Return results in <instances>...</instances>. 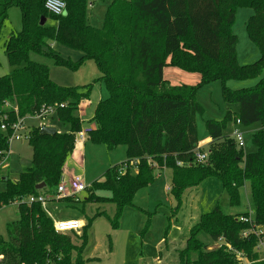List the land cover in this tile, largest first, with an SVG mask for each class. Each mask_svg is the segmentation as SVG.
<instances>
[{
  "label": "trees",
  "instance_id": "16d2710c",
  "mask_svg": "<svg viewBox=\"0 0 264 264\" xmlns=\"http://www.w3.org/2000/svg\"><path fill=\"white\" fill-rule=\"evenodd\" d=\"M64 2V13L53 15L45 9V0H0V32L10 7H19L22 16V29L10 33L4 43L8 62L16 68L0 77V124L8 126L0 130L1 154L8 149L9 125L42 105H56L55 117L69 126L68 132L53 134L40 133V126L28 127L30 165L16 180L0 177L5 182L0 205L14 203L19 213V219L7 226L8 239L0 237V264H83L86 229L95 216L104 214L96 212L87 219L81 228V243L75 246L68 235L54 230L39 202L26 201L32 195H56L63 165L75 148V133L82 127L78 106L89 98L92 86L57 85L48 67L30 60V53L50 56L74 70L92 59L100 72L95 80L104 83L108 96L96 103L88 121L94 127L87 137L108 148L125 145L126 160L108 167L102 180L89 185L84 202H112V227L117 226L121 210L132 205L135 192L151 185L164 168L170 170L169 193L175 201L172 215L180 209L186 189L214 178L231 204L240 203L239 188L247 183L253 224L264 226V0H109L100 28L87 25L86 9L91 2ZM240 7L253 10L245 30L259 50V57L244 65L237 61V37L232 31ZM47 19L53 23L47 24ZM154 38L159 40L156 46L152 45ZM52 43L70 48L78 57L60 56ZM146 54L156 61L145 65ZM165 66L198 73L199 81L183 85L185 93L155 92L152 83H167L158 74ZM258 76L260 80L250 88L225 86L228 80ZM217 80L224 102L236 104L237 110L227 109L221 120L204 121L210 141L201 149L206 159L196 162V115L203 109L195 94L202 85ZM237 120L242 126L260 124L251 135L252 152L238 148L224 133ZM97 186L108 187L112 196H97ZM61 199L79 202L72 197ZM239 215L224 213L218 202L202 213L177 251L178 264H242L236 253L249 264H264L254 250L257 236H242L250 225L239 221Z\"/></svg>",
  "mask_w": 264,
  "mask_h": 264
},
{
  "label": "rangeland",
  "instance_id": "374dc122",
  "mask_svg": "<svg viewBox=\"0 0 264 264\" xmlns=\"http://www.w3.org/2000/svg\"><path fill=\"white\" fill-rule=\"evenodd\" d=\"M88 2H91V4L86 9L87 25L100 28L109 0H88ZM252 14L253 10L248 7L238 8L235 14L232 31L237 37L236 54L240 65L250 64L259 57L258 48L249 40L245 30L246 22ZM46 23L52 24L53 21L47 19ZM21 29V10L17 6L10 7L0 32V77L10 74L16 68L8 62L4 43L10 33L19 32ZM157 43H159L158 38H154L152 45L156 46ZM55 44L52 43L51 45L54 46ZM54 49L64 58L75 60L74 57H78V53L62 45L56 44ZM29 59L45 64L49 69L50 79L59 86L83 87L92 84L88 101H84L85 107L81 113L84 125L92 118L96 103L108 96L104 83L95 80L100 76V72L92 59L86 60L77 70L68 65L58 64L52 57L43 54L30 53ZM158 74L160 77H162V74L167 83L162 84L159 80L152 83L151 88L155 92L185 93L187 88L183 85L189 86L199 81L198 73L186 72L172 66H165L162 70L160 68ZM260 78L261 76L246 80H228L225 86L231 89L250 88L256 85ZM195 95L196 100L203 109L202 114L196 115V128L199 138L205 132V120H221L227 109L233 112L237 109L236 104L224 102L222 84L218 80L202 85L197 89ZM232 124L226 126L225 134H231L234 126ZM41 125L53 126L60 132L69 131V126L59 122L54 114L42 118L27 117L25 120L26 128ZM236 127L244 137V152H252L255 148L251 141V135L260 127L259 122L248 126L237 125ZM76 147L81 153V163L80 165L75 164L73 175H79L86 188L76 194L75 198L79 202H69L62 199L53 200L50 212L51 216L56 219L76 217L84 224L96 212L104 213L95 216L86 229V240L82 253L83 264H151L153 261L151 256L157 255V252L154 253L152 249L158 239L163 238L167 241L171 237L170 234L173 233L178 238H180V235L182 237L187 236L190 226L198 220L202 213L211 210L216 202H218L224 213L247 214L250 218L254 217V206L247 183L239 188L240 203L231 204L227 194L222 191L219 181L214 178H208L200 185L189 188L185 194L183 193L182 210L180 207L177 213L172 215L171 210L174 207V205L172 206L174 199L169 191L165 190V187L170 185V172L169 170H163L151 185L141 187L135 192L132 205H127L121 210L117 218V226L114 228L110 222L111 219H114L115 213V205L112 202L84 201L89 194L87 189L89 185L100 179L108 167L126 160V146L121 144L114 148H108L105 144L94 143L86 137L84 145L82 147L76 145ZM31 157L32 149L25 138L12 140L9 158L0 166V177L3 174L10 180L17 179L19 173L30 165ZM130 171L133 173L134 169L132 168ZM4 187L5 182L0 180V190H3ZM94 193L104 198L112 196V191L106 186L95 187ZM187 193L194 194L193 202H191L190 195L188 196ZM191 207L193 208L192 211H190ZM18 219L19 213L16 204L0 205L1 238L8 239L7 226ZM176 223H178L180 229L175 230V232L173 228ZM63 234L70 237L73 245L78 246L81 243L80 229L77 232L67 231ZM161 245V252L166 253L173 264H178L177 251L175 250L179 247L175 246L174 251L168 253L164 243ZM72 255H74V252H72ZM259 256L264 259V251L260 252Z\"/></svg>",
  "mask_w": 264,
  "mask_h": 264
},
{
  "label": "built area",
  "instance_id": "2783aa9c",
  "mask_svg": "<svg viewBox=\"0 0 264 264\" xmlns=\"http://www.w3.org/2000/svg\"><path fill=\"white\" fill-rule=\"evenodd\" d=\"M44 7L49 13L53 15H61L64 13L65 10V2L64 0H45ZM56 107H57L56 105H42L41 107L38 108L37 111H35L32 115H29L27 117L42 118L46 115H51V114L53 115L56 112ZM58 107L59 108L63 107V104H59ZM27 117L18 118L15 122H12L9 125L11 133L7 137L8 149L6 150V152H3L4 154H1L0 152L1 154L0 166L3 165L8 160L11 141L21 139V137L25 139L27 138V128L25 126V120ZM233 124L234 126L230 136L232 137L238 148H243L244 137L242 132L236 127L237 125H240L239 120H237ZM7 129H8L7 124L2 122L0 124V130L6 131ZM90 130H91V126L81 127L80 130H78L75 133L74 136L75 144L79 142H83L87 137L88 133L90 132ZM205 159H206V153L201 151V147L198 143L195 148V161L203 162ZM84 188H86V185L84 184V181L81 179L79 175H74L67 179L61 177L56 188L55 196L50 197L42 194H39L37 196L32 195L27 197L26 201L39 202L44 208L47 201H49L51 198L61 199L64 197H72L73 199L76 200L75 198L76 194L79 193ZM166 189L167 191H169V187H167ZM237 218L239 221L248 223L250 225V228L248 230L242 232V236L248 237L250 233L257 236L254 250L258 253L264 251V226H255L253 224L252 218H250L249 216L239 215ZM53 228L58 233H65L67 231H78L79 229L82 228V224L77 219H61L53 222ZM236 254L238 255L239 259L243 260L242 264L248 263L247 259L243 258L241 253H236Z\"/></svg>",
  "mask_w": 264,
  "mask_h": 264
},
{
  "label": "crops",
  "instance_id": "0c3cea01",
  "mask_svg": "<svg viewBox=\"0 0 264 264\" xmlns=\"http://www.w3.org/2000/svg\"><path fill=\"white\" fill-rule=\"evenodd\" d=\"M76 57L77 56H75L74 58H76ZM156 59H157L156 57L155 58L154 57L152 58V57H150V55L146 54L145 65H146V63L148 61H153V62H151L153 64L156 61ZM162 69L163 68H161V70ZM161 76H162V79H163V75L162 74H161ZM84 101H88V100L85 99V100H82L80 102V104L78 106V115H79L80 120L82 121V127H84V126H91V129H92L94 127V124L87 122L84 125L83 120H82V117H81V113L83 112V109L85 107L84 106L85 105L84 104ZM232 125H234V124H232ZM198 138H199V136H198ZM209 141H210V138L208 136H206V132H203L202 133V137L199 138V142H198L202 150H205L206 149V145H207V143ZM84 143H85V140L83 142H79V143H76L75 144L74 150L72 151L71 155L67 158L68 161L66 160L65 161V164L63 165V168H62L63 169L62 177L70 178V177L74 176L73 175V172H74V167H76L75 164L78 163L80 165V163H81V153H80V150H77V147L78 146L76 147V145H79L80 147H82V145H84ZM9 150H10V148H9ZM8 158H9V156H8ZM71 162H72V164H71ZM163 170H169V169L164 168ZM163 170H161V171H163ZM169 172H170V170H169ZM203 182H204V180L201 183H203ZM167 187H169V185L165 187V190L166 191H167V189H166ZM150 188H152V187H150ZM188 189H186L184 191V194H185V192L188 191ZM189 191H191V190H189ZM187 194H188V196L190 195V193H187ZM190 198H191V202H193L194 194H191L190 195ZM58 199H60V198H58ZM53 200H57V199H50L49 201H47V203L44 206V209H45L46 213L48 214V216L52 219V221L55 222V221H58V220H61V219L60 218L56 219V218H54V217L51 216V212L50 211H51V203H52ZM173 205H175V201H174V203H172V206ZM182 206H183V203H182ZM181 210H182V207H181ZM192 210H193V208L191 207V210L190 211H192ZM65 219H77V220H79L81 222L82 225H84V222H82L80 219H78L76 217H69V218H65ZM177 224L178 223H176L174 225L175 227L173 228V231L180 229ZM170 236L171 237H169L167 241L165 239L161 238V239H158V241H156V243L153 245V249L152 250H153L154 253L157 252V255H153V256L150 255L151 257H153V261L151 262V264H173V262H171V260L168 258V256L166 255V253H162L161 252V250H160V248L162 246L161 244L164 243L166 252H168V253H170L172 250L174 251V247L175 246H178L179 247V248H177V250H175V251H178L179 249L183 248L184 243H185V239H186L187 236H183L182 237V235H180V238H178V236H176L175 233L170 234ZM168 242L170 243L169 245H168ZM140 262H142V260H140Z\"/></svg>",
  "mask_w": 264,
  "mask_h": 264
},
{
  "label": "water",
  "instance_id": "95a60500",
  "mask_svg": "<svg viewBox=\"0 0 264 264\" xmlns=\"http://www.w3.org/2000/svg\"><path fill=\"white\" fill-rule=\"evenodd\" d=\"M39 23L41 25H43L45 23V19L43 17H41ZM55 131H56V128L53 126H44V125L40 126V133H42V134H53V133H55ZM39 187H41V186H39Z\"/></svg>",
  "mask_w": 264,
  "mask_h": 264
}]
</instances>
